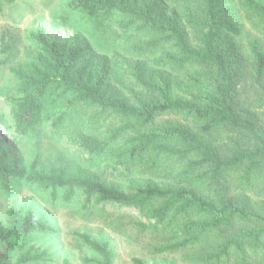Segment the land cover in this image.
Here are the masks:
<instances>
[{
  "label": "trees",
  "instance_id": "trees-1",
  "mask_svg": "<svg viewBox=\"0 0 264 264\" xmlns=\"http://www.w3.org/2000/svg\"><path fill=\"white\" fill-rule=\"evenodd\" d=\"M12 2L0 0V8ZM237 2L264 29V0ZM232 3L68 0L69 7L96 22V29H109L128 56H154L153 66L138 62L130 70L131 89L138 91L134 99L103 87L94 66L82 63V44L51 39L40 30L30 33L39 48L33 60L9 67L17 81L14 95L6 97L15 133L26 135L45 122L60 130L73 115L78 126L72 135L83 151L107 157L123 172L173 161L181 167L178 185L145 181L124 190L61 170L44 172L36 160L16 169L0 143L2 188L11 189L17 179L49 190L52 199L59 189L65 200L79 192L86 208L92 201L134 207L139 229H167L173 235L159 252H193L201 264H264V49L254 39L244 53L231 40L238 32ZM1 41L5 53L11 46L3 35ZM175 72L183 74L181 94L173 91ZM166 114L172 117L160 119ZM6 214L0 264L50 259L49 249L33 235L55 234L58 228L32 209L11 206ZM75 234L99 256L98 264H114L108 240ZM63 264L71 261L65 258Z\"/></svg>",
  "mask_w": 264,
  "mask_h": 264
},
{
  "label": "rangeland",
  "instance_id": "rangeland-1",
  "mask_svg": "<svg viewBox=\"0 0 264 264\" xmlns=\"http://www.w3.org/2000/svg\"><path fill=\"white\" fill-rule=\"evenodd\" d=\"M237 1L233 0L232 7L238 32L230 34L231 40L244 53L247 42L254 39L264 49V29L244 15ZM115 26L113 23L110 27ZM38 30L51 39L82 44L85 47L82 63L94 66L95 74L102 77L105 89L129 99H134L138 93L135 87L131 89L133 84L129 73L132 66L138 62L153 66L154 56H128L114 42L109 29H96V22L69 7L68 0H13L10 4L3 3L0 8V48L2 35L11 48L0 53V60L5 61L0 64V143L10 151L15 168H27L36 160L38 168L44 172L61 170L66 176L95 178L124 190L136 188L145 181L178 185L181 167L173 161L161 160L153 165L146 162L132 167L130 172H123L124 167L117 166L107 157L89 155L78 146L72 135L74 127L78 126V119L73 115L67 116L68 120L60 130H53L45 122L26 135L14 132L11 105L6 97L14 95L17 81L9 67L26 66L33 60L39 48L30 38V33ZM182 77L180 72L172 75L175 93L181 94L178 85L184 82ZM171 117L166 114L160 119ZM62 193L59 189L57 199H52L49 190L17 179L11 180L9 190L0 185V225H6V212L15 206L34 210L59 230L55 234H34L35 242L48 248L51 256L47 261L25 264H63L65 258L71 264H98L99 256L79 240L77 232L108 240L116 253L114 264H136L135 258L145 264H168L171 261L175 264H201L193 258V252L182 249L157 251L160 244L171 242L169 239H173V235L167 229H139L136 223L140 218L134 207L92 201L86 208L82 207L84 199L79 192L70 200L63 199Z\"/></svg>",
  "mask_w": 264,
  "mask_h": 264
}]
</instances>
